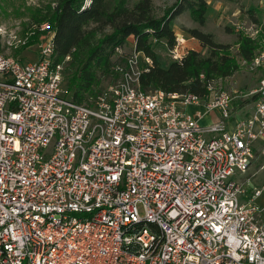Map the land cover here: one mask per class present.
Returning a JSON list of instances; mask_svg holds the SVG:
<instances>
[{
	"label": "built area",
	"instance_id": "obj_1",
	"mask_svg": "<svg viewBox=\"0 0 264 264\" xmlns=\"http://www.w3.org/2000/svg\"><path fill=\"white\" fill-rule=\"evenodd\" d=\"M36 28L37 61L0 54V264H264V48L245 111L211 87L142 89L153 60L136 45L118 82L79 103L54 30Z\"/></svg>",
	"mask_w": 264,
	"mask_h": 264
},
{
	"label": "trees",
	"instance_id": "obj_2",
	"mask_svg": "<svg viewBox=\"0 0 264 264\" xmlns=\"http://www.w3.org/2000/svg\"><path fill=\"white\" fill-rule=\"evenodd\" d=\"M208 7L207 0H177L164 15L158 16L152 0H138L132 7L126 0L115 3L111 0H57L51 19L54 63H63L67 56L72 58L67 62L71 69L64 71L65 83L76 102H88L89 96L97 95L95 88L99 86L101 76L109 74L115 65L112 57L117 48H122L133 36L136 49L153 60L141 75L142 89L206 96L214 79L231 74L237 67L228 54V45L218 42L212 33L184 28L209 48L210 54L204 56L190 50L181 60H174L167 67L159 61L155 45L164 40L169 48L176 47L174 19L188 9L204 22ZM108 27L110 32H103ZM41 33L36 28L27 46L37 43ZM256 45L253 40L242 39L239 53L250 63L256 56Z\"/></svg>",
	"mask_w": 264,
	"mask_h": 264
},
{
	"label": "rangeland",
	"instance_id": "obj_3",
	"mask_svg": "<svg viewBox=\"0 0 264 264\" xmlns=\"http://www.w3.org/2000/svg\"><path fill=\"white\" fill-rule=\"evenodd\" d=\"M115 3L118 0H111ZM138 0H126L132 7ZM155 6V13L158 16L164 15L177 0H152ZM208 9L205 14L204 22H201L196 14L186 9L174 19V30L176 33L177 44L182 51L188 53L190 50H196L204 56L210 54V50L204 47L201 42L186 32L184 28H198L204 32L212 33L218 42L228 45V54L236 62L237 67L231 74L225 77L214 79L211 86L215 92H230L234 95H241L240 105L244 111L254 105V98H247L246 94L257 88L261 77L260 69L253 68L252 64L244 59L240 53L242 39L253 40L257 44L255 54L264 48V0H207ZM57 0H0V54L11 55L22 60L37 61L39 59L38 43L27 46L30 37V29L36 28L37 24L48 23L51 26L53 9ZM103 32H110V28H105ZM41 36V35H40ZM41 38V37H40ZM27 40L23 44V40ZM135 39L129 37L121 52H116L112 57L117 63H126V56L132 52L135 47ZM171 49L166 41L157 42L155 52L159 61L164 67H167L174 61ZM72 60H65V72L71 68L67 64ZM120 76L111 70L109 74L101 76V82L95 88L96 94L115 84ZM68 89L67 84L64 83ZM90 96L88 98L89 101ZM197 109L203 110L201 106L190 105L186 111L194 114ZM218 113L216 111L205 115L201 124L206 125L216 120ZM257 169V166L251 168L250 172ZM255 183L261 186L264 183V171L258 173ZM258 204L264 206V190L262 195L256 200ZM141 215H144V209L138 207Z\"/></svg>",
	"mask_w": 264,
	"mask_h": 264
}]
</instances>
